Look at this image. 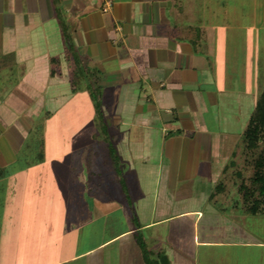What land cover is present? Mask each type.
I'll return each instance as SVG.
<instances>
[{
    "label": "crops",
    "instance_id": "crops-1",
    "mask_svg": "<svg viewBox=\"0 0 264 264\" xmlns=\"http://www.w3.org/2000/svg\"><path fill=\"white\" fill-rule=\"evenodd\" d=\"M257 70L264 0H0V264H264L237 178Z\"/></svg>",
    "mask_w": 264,
    "mask_h": 264
},
{
    "label": "rangeland",
    "instance_id": "rangeland-1",
    "mask_svg": "<svg viewBox=\"0 0 264 264\" xmlns=\"http://www.w3.org/2000/svg\"><path fill=\"white\" fill-rule=\"evenodd\" d=\"M258 71L259 70H257L256 73H255V79H256L255 80V85H253V87H251V86H248L247 87V90H248L247 91V94H248V92H250L249 91L250 88L253 90V92L251 91L249 93V94H251V96H252V94H253V96L256 95L259 92V89L261 90L262 85H263L264 75H262V73L259 74ZM260 72H261V70H260ZM227 78L230 80V79L233 78V75H231L230 78H229V75H227ZM253 101L254 100H251L249 98V96H245L243 98L242 102L231 104V107H229V112H230V115H231V118H230L231 121L227 119L228 122L221 123V124H223L222 125V129H227V130H230V131H235L238 135H240L242 129L246 125V121H247L248 115H249V113H250V111H251V109L253 107ZM98 123L99 122H96V125H97L96 126V131H98V134L96 136V140H99L101 142V144L99 146V150H98V152H99V155L98 156H99L100 162L102 160V162H101V169L98 171V173H99L98 175L104 178V157H103L104 156V139L101 138L102 137L101 136L102 134L99 132L102 123H101V125H100V123L99 124ZM54 124L58 127V129L61 130L58 133L59 135L62 134V133H64V130L65 129L63 130V128L61 127L62 124H60V123H54ZM99 125H100V127H99ZM211 125H213V124L211 123ZM56 128L53 131L52 130L49 131L48 132V136L52 135V132L58 131ZM62 137H63V134H62ZM47 141L51 143L50 146H49V148L50 149H54V148H52L53 139L47 138ZM58 141H61L63 143H66V141L63 140V138H58ZM63 143H62V145H63ZM62 145L60 146L61 148H66L67 147V144H66V146H62ZM238 147L242 148L243 151L241 152V154L238 152V157H239L238 158V162H239L238 171H239V175H238L237 178L238 179H242V180L244 179L245 180V177L248 178L250 176L251 172H252V167L250 165H251V159H252L253 156L246 154V152L244 151V148H243L242 141H239ZM109 166H111V165H109ZM88 172H89V170H88ZM88 172H87L86 169L77 172L78 173V176H80V178L82 179L81 180L82 183L79 185V189H77V192H76L78 195L84 194V193L85 194H88L87 193L88 183H91V182H94L95 181V179H92V178H90V176L87 175ZM47 173H50V170H46L45 171V174H47ZM58 173H60L59 178L57 179L60 182V187L58 188V190L60 191V195H61V198H62L61 201H60V207H61V209H65L67 211L70 210V207H72V209L75 210L76 207L74 208V206H72L73 203L70 204V203H68V201L67 202L64 201V197H66L65 195L68 194V191L70 190V192H71V186H69V187H66L65 186V184H67V182H68L69 179H68V177L64 176L63 170H62V172L60 170ZM28 189H29V192H31L33 190L31 187H29ZM42 190L46 191V188L40 187L39 191H42ZM31 194H34V191H32ZM230 196L231 197H235L234 194H233V192H232V194H230ZM38 203H40V199H39V201H36V199H35V205H37ZM52 204H53L54 207L57 208V206H56L57 204L56 205L54 203H52ZM30 205H34V204H30ZM41 205L42 204H40L39 207ZM78 206H80V205H78ZM33 207L34 206H32L30 208L33 209ZM125 224H126V226H131V222H129V220H125Z\"/></svg>",
    "mask_w": 264,
    "mask_h": 264
},
{
    "label": "trees",
    "instance_id": "trees-1",
    "mask_svg": "<svg viewBox=\"0 0 264 264\" xmlns=\"http://www.w3.org/2000/svg\"><path fill=\"white\" fill-rule=\"evenodd\" d=\"M242 143L246 154L253 156L252 175L249 178L251 186L241 184L239 191L243 197L245 193L253 196L257 193L260 209H264V89L243 132Z\"/></svg>",
    "mask_w": 264,
    "mask_h": 264
}]
</instances>
